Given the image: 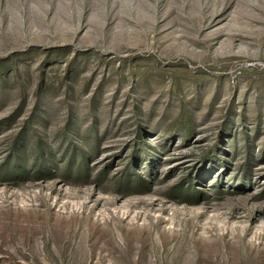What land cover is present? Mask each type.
I'll list each match as a JSON object with an SVG mask.
<instances>
[{"label":"rangeland","instance_id":"obj_1","mask_svg":"<svg viewBox=\"0 0 264 264\" xmlns=\"http://www.w3.org/2000/svg\"><path fill=\"white\" fill-rule=\"evenodd\" d=\"M0 264H264V0H0Z\"/></svg>","mask_w":264,"mask_h":264}]
</instances>
